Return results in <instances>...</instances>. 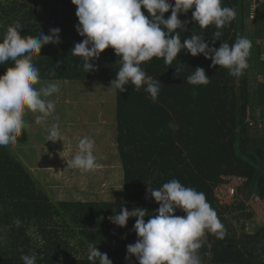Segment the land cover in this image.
<instances>
[{"label":"trees","instance_id":"trees-1","mask_svg":"<svg viewBox=\"0 0 264 264\" xmlns=\"http://www.w3.org/2000/svg\"><path fill=\"white\" fill-rule=\"evenodd\" d=\"M222 5L237 14L220 29V40L213 43L215 26L202 29L192 19L194 9L178 14L186 30L177 31L181 42L197 34L216 49L247 37L252 48L242 76L233 77L202 54L193 57L182 49L171 65L155 57L141 64L161 84L155 102L143 87L137 91L129 84L124 92L115 91L116 147L124 173L121 202L52 201L12 145L0 147V264H23L21 255L31 254L36 264H91L90 244L107 253L112 264H138L135 257L125 260L126 245L137 239L135 218L125 227L111 219L121 207H141L155 215L159 204L149 188H161L171 179L205 193L225 226L223 239L206 233L199 249L202 264H264V224L248 230L253 214L247 206L264 202V176L256 180L264 159V82L257 80L264 77V0H222ZM75 12L71 0H0V39L17 20L22 36L49 35L59 28L61 42L42 46L34 56L41 81L111 82L121 67L114 49L90 61L94 68L88 72L82 59L72 55L75 43L84 39L76 31ZM170 15L171 10L164 18ZM11 66L12 61L0 65V75ZM197 67L204 68L209 84L187 82ZM53 70L56 75H49ZM232 180L235 201L222 204L217 191ZM174 215L185 213L177 209Z\"/></svg>","mask_w":264,"mask_h":264},{"label":"clouds","instance_id":"clouds-1","mask_svg":"<svg viewBox=\"0 0 264 264\" xmlns=\"http://www.w3.org/2000/svg\"><path fill=\"white\" fill-rule=\"evenodd\" d=\"M71 3L76 7L78 18L76 31L84 37L75 43L72 55L82 59L83 69L88 72L94 68L90 61L97 59L105 49H114L121 67L110 88L119 92H124L129 84L134 85L137 91L143 87L155 102L161 84L149 76L141 64L155 57L163 58L166 64L171 65L182 49L193 57L202 54L211 59L213 66L227 69L233 77L242 76L249 66L252 42L245 36H238L231 46L223 42L218 49L210 47L204 37L197 34L181 42L177 29H186L178 14L190 9H194L192 19L200 28L215 26L217 31L213 34V43L220 40V29L227 27L237 14L235 9L223 6L222 0H71ZM142 8L147 11V16ZM169 10L171 15L165 19L164 14ZM22 28L17 20L7 27L0 39V65L13 62V66L0 75V147L17 143L26 127V113H38L35 118L37 124L53 116L56 103L49 98L61 91L58 82L37 88L41 76L34 64V56L39 55L42 46L61 42L60 29H51L49 35L41 32L38 37H32L22 36L19 31ZM183 68L176 67L177 75ZM49 75L55 76L56 71ZM187 82L207 85L210 78L204 68L197 67L187 77ZM47 131L46 141L61 140L58 123H53ZM77 149L67 167L83 173L95 172L100 167L94 154L95 141L83 137ZM149 191L159 204L155 215L141 207H134L131 211L121 207L119 214L111 219L112 223L125 227L129 218H135L133 231L137 239L135 243L126 245L125 260L135 257L138 264H202L199 249L206 233L214 234L218 239L226 236L225 226L207 202L205 193L186 187L177 179H171L155 190L149 188ZM177 209L185 215H174ZM146 216H149L147 221L144 219ZM14 223L17 227L21 225L19 219ZM3 239L0 236V242ZM87 258L91 264H112L107 253L100 252L92 244ZM20 259L23 264H36L37 257L35 254L21 255Z\"/></svg>","mask_w":264,"mask_h":264},{"label":"rangeland","instance_id":"rangeland-1","mask_svg":"<svg viewBox=\"0 0 264 264\" xmlns=\"http://www.w3.org/2000/svg\"><path fill=\"white\" fill-rule=\"evenodd\" d=\"M257 80L264 82V77ZM49 82L61 86L60 93L49 98L55 100V113L40 124L35 122L38 113H26L25 130L12 149L52 201L121 202L124 173L116 147V90L110 88L111 82L97 81H40L36 87ZM53 123L59 124L61 140L46 141ZM83 137L95 141L100 165L95 172L67 167ZM218 191L222 204L235 201ZM247 206L253 214L248 222L251 231L255 223L264 224V202L249 201Z\"/></svg>","mask_w":264,"mask_h":264},{"label":"built area","instance_id":"built-area-1","mask_svg":"<svg viewBox=\"0 0 264 264\" xmlns=\"http://www.w3.org/2000/svg\"><path fill=\"white\" fill-rule=\"evenodd\" d=\"M263 44H264V41H263ZM235 181L236 180H232L230 184L222 185V187H220L221 189L219 188L218 192L223 193V195L228 196L229 198H233L234 194L236 193ZM255 202H259V201H255Z\"/></svg>","mask_w":264,"mask_h":264},{"label":"water","instance_id":"water-1","mask_svg":"<svg viewBox=\"0 0 264 264\" xmlns=\"http://www.w3.org/2000/svg\"><path fill=\"white\" fill-rule=\"evenodd\" d=\"M262 176H264V159L259 161V170L256 180L260 179Z\"/></svg>","mask_w":264,"mask_h":264}]
</instances>
